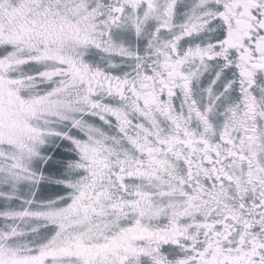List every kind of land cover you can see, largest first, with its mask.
Returning <instances> with one entry per match:
<instances>
[{
	"label": "snow or ice",
	"instance_id": "6c2138e0",
	"mask_svg": "<svg viewBox=\"0 0 264 264\" xmlns=\"http://www.w3.org/2000/svg\"><path fill=\"white\" fill-rule=\"evenodd\" d=\"M0 264H264V0H0Z\"/></svg>",
	"mask_w": 264,
	"mask_h": 264
}]
</instances>
